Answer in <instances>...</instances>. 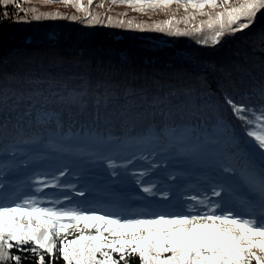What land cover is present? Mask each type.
<instances>
[{
    "label": "snow or ice",
    "instance_id": "obj_1",
    "mask_svg": "<svg viewBox=\"0 0 264 264\" xmlns=\"http://www.w3.org/2000/svg\"><path fill=\"white\" fill-rule=\"evenodd\" d=\"M26 3L30 0H0V7L23 14L17 23H28L29 14L35 21L103 23L92 11L94 0H42L71 7L82 17L37 14ZM111 4L170 13L160 23L135 28L195 35L202 46L220 44L226 34L249 29L264 14V0ZM9 15L3 12L5 19ZM198 17L206 19L196 23ZM105 18L112 24L111 15ZM116 23L133 27L131 20ZM120 100L111 86L93 87L83 77L77 82H38L15 74L0 79V152L15 158L24 146L42 145L43 153L55 158L48 170L35 173L39 178L27 191L0 182V264H22V255L13 250L30 253L34 264L60 259L130 264L132 258L139 264H264V79L219 96L186 85L156 94L129 89ZM121 127L125 136H114L112 129ZM175 157L195 165V177L187 168L172 171ZM89 168H99L108 184L135 185L130 199L140 206L102 204L86 175Z\"/></svg>",
    "mask_w": 264,
    "mask_h": 264
},
{
    "label": "trees",
    "instance_id": "obj_2",
    "mask_svg": "<svg viewBox=\"0 0 264 264\" xmlns=\"http://www.w3.org/2000/svg\"><path fill=\"white\" fill-rule=\"evenodd\" d=\"M83 2L86 4L87 0ZM100 3L104 4L103 8L95 6ZM24 7H35L37 14L58 11L62 16L84 15L59 3L45 5L42 0H30ZM4 11L10 14L7 19ZM16 11L11 6L0 7V79L15 74L38 82L53 79L77 82L83 77L93 87L111 86L121 97V103L124 92L129 89L156 94L171 87L195 85L219 96L223 90L243 92L264 79V14H258L249 29L235 35L226 34L220 44L211 46L209 41L208 46H202L195 43V35L177 37L135 28V24L160 23L169 19L170 13H140L125 5H112L111 0H94L92 11L100 15L103 23L91 26L67 19L35 21L31 20V14L28 23H17L23 14L17 16ZM107 15L113 17L112 24H108ZM182 15V11L177 13V18ZM119 19L133 21V27H119L116 23ZM203 19L206 17H198L196 23ZM180 27L183 29L184 25ZM10 118L15 119V114H10ZM234 123L239 133L238 122ZM100 131L105 137L109 134L103 127ZM136 131L132 129L133 133ZM125 133L123 127L112 129L114 136L124 137ZM23 149L33 154L41 151L43 155L45 151L42 145H28ZM4 157L0 152V162ZM54 159L46 156L44 162L39 159L35 165L51 164ZM180 161L183 166H195L183 157ZM191 173L195 175L196 171ZM12 254L22 255V264H34L35 258L30 253L13 250ZM56 264L64 262L60 259ZM130 264H139L138 258H132Z\"/></svg>",
    "mask_w": 264,
    "mask_h": 264
},
{
    "label": "rangeland",
    "instance_id": "obj_3",
    "mask_svg": "<svg viewBox=\"0 0 264 264\" xmlns=\"http://www.w3.org/2000/svg\"><path fill=\"white\" fill-rule=\"evenodd\" d=\"M66 8L67 7H64V9ZM55 13H58V11ZM23 152L29 155L25 156ZM23 152L15 158L6 156L4 157L5 159L0 162V180H2L3 185L9 189L27 191V186L29 184H34L35 180L39 178L35 173L48 170L50 167L48 162H46V164L42 163L39 166L35 165L37 160L40 159L44 162V157L46 158V155H43L41 151H37L33 154L31 150L23 149ZM170 167L172 171L186 168L190 171L195 170V166H192L191 168L183 166L180 157H175L173 161H171ZM100 172L101 170L99 168H89L86 175L96 185V191L94 194L101 199L102 204L107 203L109 205H118L125 203L131 204L133 207L140 206L139 201L130 199L135 196V185L108 184L104 181V176L101 175ZM193 177H195V175H193ZM73 179H76V177H73ZM192 182L195 183V180L193 179ZM76 199L79 200L83 198L77 197Z\"/></svg>",
    "mask_w": 264,
    "mask_h": 264
}]
</instances>
